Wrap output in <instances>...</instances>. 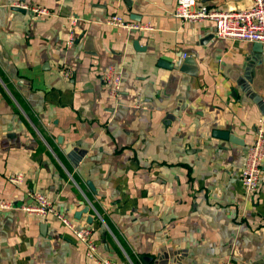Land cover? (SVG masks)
Here are the masks:
<instances>
[{"label":"crops","instance_id":"obj_1","mask_svg":"<svg viewBox=\"0 0 264 264\" xmlns=\"http://www.w3.org/2000/svg\"><path fill=\"white\" fill-rule=\"evenodd\" d=\"M176 2L0 0V201L15 205L0 208V264H94L54 215L20 207L30 191L120 264H264V161L254 194L240 180L264 127V45L175 18ZM113 13L151 28L125 31Z\"/></svg>","mask_w":264,"mask_h":264},{"label":"built area","instance_id":"obj_2","mask_svg":"<svg viewBox=\"0 0 264 264\" xmlns=\"http://www.w3.org/2000/svg\"><path fill=\"white\" fill-rule=\"evenodd\" d=\"M33 10L36 13L45 12L43 8L34 7ZM172 15L182 21L211 20L214 23V35L218 38L260 42L264 45V0H251L249 5L238 9H219L197 5L195 0H177ZM107 23L125 31L151 28L149 23L129 21L115 13L109 15ZM71 24H74V20L71 21ZM71 43L72 33L70 32L68 33L67 44L70 45ZM60 73L63 77L69 78L71 70L68 67H61ZM100 78L104 85L109 88L110 95L116 96L120 91L121 71L113 64H108L102 69ZM263 161L264 127L258 125L254 137L246 147L240 172L242 187L247 194H254L258 188ZM22 179L21 173H13L8 176V181L14 185H19ZM29 196L32 202L22 204L20 207L31 214L54 215L84 245L85 257L88 260L94 264H120L112 258L98 254L90 226L77 225L71 218L57 209L41 192L30 191ZM12 206L15 205L11 201H0V208H10ZM221 264L233 263L230 259H227Z\"/></svg>","mask_w":264,"mask_h":264},{"label":"water","instance_id":"obj_3","mask_svg":"<svg viewBox=\"0 0 264 264\" xmlns=\"http://www.w3.org/2000/svg\"><path fill=\"white\" fill-rule=\"evenodd\" d=\"M14 8H16V9H22V8H20V7H18V6H15ZM255 45L257 46V47H263V44L262 43H260V42H255ZM191 59H192V57H191ZM191 59H189V60H191ZM193 60V59H192ZM191 60V61H192ZM186 61H188V60H186ZM191 73V72H190ZM191 74H193V73H191ZM68 151H70V152H72V151H77L79 154H81L82 152H83V149L82 150H78L76 147H74L73 145H71V147L70 148H68ZM88 221H90V220H88ZM174 260L173 259H162L161 260V264H172V262H173Z\"/></svg>","mask_w":264,"mask_h":264}]
</instances>
